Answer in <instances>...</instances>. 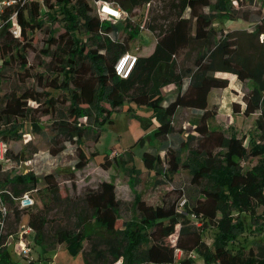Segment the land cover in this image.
<instances>
[{
	"label": "trees",
	"instance_id": "1",
	"mask_svg": "<svg viewBox=\"0 0 264 264\" xmlns=\"http://www.w3.org/2000/svg\"><path fill=\"white\" fill-rule=\"evenodd\" d=\"M95 1L43 0L45 7L42 8L39 0H33L30 4L12 8L18 9L22 39L14 38L5 28L0 34L2 50L11 57L16 54L24 64L27 63L25 51L31 46L29 42L24 43L27 33L42 30L45 17L51 15L56 18L61 13L66 21V31L58 36L51 34L46 40L45 53L52 55L53 62L58 65L57 75L48 83L50 90L41 93L28 90L20 95L12 94L5 101L1 114L5 119L26 118L31 108L28 101L32 99L39 102L42 96H47L48 108L45 111L52 114V108L59 99L57 93L68 90V99L71 100L69 112L73 121L62 124H65L64 131L77 143L78 160L75 168L83 169L90 156L82 147L88 127L80 121L81 117H90L95 108L97 114L94 120L101 127L112 120L114 110L120 109L128 101L147 104L154 109L157 124L146 120L145 127L151 128V138L158 140L159 145L151 144L150 149L145 150L144 165L148 170L156 169L162 164V151H165L169 154L170 163L167 174L172 177L179 171V155L185 147L182 134L175 133L174 118L180 109L189 108L200 116L195 123V130L200 134L197 151L204 155V161L196 163L192 168L191 182L198 189L196 193L187 194L181 209L178 203L154 206L139 197L135 207L139 211L140 221H124L122 228L117 227L121 216L115 183L103 181L98 189L88 191L85 197L87 205L93 210L95 221L111 237L108 251L112 258L105 260L102 254H94L92 249L85 253V264H110L120 258L124 260L122 264H173L176 248L186 253H197L204 264H264L262 246L258 252L250 249L247 255L241 248L233 252L229 247L230 242L239 236L236 227L244 231L247 214L253 217L255 204H264V164L260 163L252 171L246 172H243L241 165V160L248 153H264V60L254 65L245 57H240V39L231 31L215 39L219 30L213 25L214 15L203 11V8L211 6V0H170L171 9L178 10L175 16L170 20L164 15L153 16L144 26L156 36L153 52L138 55L129 74L121 76L117 74L115 65L121 55L130 49L129 40L134 38L138 30L132 28L133 31L128 32L129 39H122L119 35L120 25L117 21L105 22L107 17H100ZM102 1L115 2L131 15L133 10L152 0ZM57 5L61 11L56 9ZM55 13L58 15L53 16ZM160 18L168 21L159 22ZM130 20L127 17L118 21L126 22V27H129ZM81 29L86 31V39L79 36L82 34ZM261 33H264V22L256 26L257 36ZM194 43L200 44L203 52L196 56L195 70H192L181 64L180 57L184 50H191ZM53 45L56 47L51 50ZM189 53L185 52L187 56ZM218 71L231 72L241 81L251 79L255 83L254 88L244 95L246 106L243 113L250 116L260 111L257 125L263 144L255 146L251 151L244 143L245 139L236 134L227 135L223 130L209 125L210 119L216 115V111L209 107L211 90L229 86L228 78L215 75ZM61 74L64 75L63 79H60ZM170 85H175L177 90L173 98L167 100L165 88ZM234 111H241L239 103H234ZM17 133L14 139L18 138ZM0 135L6 136L7 133L0 131ZM144 137L140 139L144 140ZM61 149L51 151L58 154ZM216 149L221 150L216 153ZM40 176L41 181L33 173L15 175L9 179L12 185L10 189L16 196L34 188L38 183L54 191L59 189L53 171ZM10 204L14 218L19 222L21 213L28 210L19 209L13 200H10ZM193 215L202 220L198 222L199 226L194 223ZM234 216H239V223H233ZM47 223L48 219L42 212L29 216L28 226L35 231V241L39 244L42 243ZM179 224L181 227L177 239L167 244L165 239L176 232ZM210 226L218 229L212 245L203 239L199 229ZM260 229L263 230L264 225ZM8 234L0 236V243L5 242ZM90 236L84 223L83 228L76 232L58 231L57 240L66 243L73 253H77L83 249V241ZM194 259L187 256L179 264H193ZM0 264H13L8 249H0Z\"/></svg>",
	"mask_w": 264,
	"mask_h": 264
},
{
	"label": "rangeland",
	"instance_id": "2",
	"mask_svg": "<svg viewBox=\"0 0 264 264\" xmlns=\"http://www.w3.org/2000/svg\"><path fill=\"white\" fill-rule=\"evenodd\" d=\"M56 9L61 11L59 5ZM177 11L171 9L170 0H152L149 4L133 10L129 27H126V22L115 19L114 21L110 17L104 21L112 23L117 21L122 39L128 38L129 31L137 29L134 38L129 40V51L140 56L151 52L156 36L148 28L139 25L143 24L145 19L149 21L151 17L158 15L167 16L170 20ZM203 11L214 15L213 25L219 30L216 40L231 31L240 39V57H245L254 65L261 59L264 60V33L258 36L256 34V26L264 22V0H211V6L203 8ZM55 15L58 14L55 13L53 16ZM164 21L168 20L159 19V22ZM65 25L63 15L59 13L56 18H52L51 15L45 17L42 30L28 31L24 43L29 42L31 46L25 51L26 64L22 63V59L16 54L11 57L9 53H4L0 40V131L7 133L6 136L0 135V149L6 151L5 158L0 159V182L12 188L9 181L15 175L33 173L41 181V174L53 171L59 185L57 191L45 187L43 183H38L34 188L29 189L36 201L35 206L22 212L19 222L12 213L6 227V233H18L20 224L28 225L29 216L36 212H42L48 219L41 244L35 241V231H31V234L26 236L32 243L33 264H85V253L92 249L95 251L94 254H102L105 260H110L112 257L108 251L110 248L108 241L111 237L95 221L94 212L85 200L86 193L98 189L103 181L114 182L121 216L117 227L122 228L124 221L130 223L140 221L139 211L135 207L136 199L139 197L154 206L178 203L181 209L187 194L196 193L198 189L191 182L192 168L196 163L204 161V155L197 151L200 134L195 130V123L200 116L189 108L180 109L174 118L175 133L182 134L185 147L179 155V171L172 177L167 174L170 163L169 154L165 151H162L164 160L156 169L148 170L144 165L145 150L150 149L151 144L159 145L158 140L151 138V128L145 127L146 120L157 124V119L154 120V109L147 104H137L130 100L120 109L114 110L112 120L101 127L94 120L97 114L95 108L90 117L86 115L81 117L80 121L88 127L82 147L90 156L88 164L83 169L75 168L78 160L77 143L64 131L65 124H62L73 121L69 112L71 100L68 99L70 97L68 90L57 93L59 99L52 108V114L45 111L48 108L47 96H42L39 102L32 99L28 101V106L31 107L28 117L5 119L1 110L10 95H20L28 90L40 93L50 90L48 83L57 75L58 65L53 62L52 55L45 53L46 40L51 34L58 36L64 33ZM81 30L82 34L79 36L86 39L88 37L86 31ZM200 46L194 43L191 50H184L180 57L181 64L195 70L196 56L203 52ZM55 47L53 45L51 50ZM186 51L190 52L188 56L185 54ZM215 75L228 77L229 86L211 90L209 107L216 111V115L210 119L209 125L223 130L227 135L236 134L245 139L244 143L249 151L257 145H262L261 131L257 125L260 111L250 116L243 113L246 106L244 95L254 88V81L251 79L241 81L231 72L218 71ZM63 78L64 75L61 74L60 79ZM176 90L175 85L166 87V99L173 98ZM235 102L239 103L241 111H234ZM18 131L20 133H17ZM15 133L18 137L16 139L13 138ZM141 136H145L144 140L140 139ZM59 148L62 149L58 154H53L51 151ZM220 150L216 149L215 152ZM114 151L118 153L114 155ZM260 163L264 164V153L260 155L248 153L241 160L243 172L252 171ZM192 217L194 223L199 226L198 222L202 220L195 218L194 215ZM84 223L91 236L83 241L81 251L73 253L66 243L58 242V231L76 232L83 228ZM233 223H239V216H234ZM245 224L244 231H241L239 226L236 227L235 231L239 236L230 242L229 247L233 252L241 248L247 255L250 249L258 252L261 246L264 247V229H260L261 225H264V204H255L253 217L247 214ZM180 227V224L177 225L176 232L165 239L167 244L175 242ZM199 229L203 239L212 245L218 229L215 226L199 227ZM14 247L15 241L9 247L13 264H30L28 259L15 253ZM195 254L193 264H204L203 259ZM184 259L185 257L177 260L175 264H179ZM123 261V258H120L110 264H122Z\"/></svg>",
	"mask_w": 264,
	"mask_h": 264
},
{
	"label": "built area",
	"instance_id": "3",
	"mask_svg": "<svg viewBox=\"0 0 264 264\" xmlns=\"http://www.w3.org/2000/svg\"><path fill=\"white\" fill-rule=\"evenodd\" d=\"M33 0H0V34L3 32L5 28H8L9 32L12 34L14 38H21V25L18 18V9H12L17 5H26L30 4ZM42 8L45 7L43 0H39ZM97 6V11L102 19L104 18H112L113 20H125L127 17L132 18L130 13L125 11L120 5L115 2H107L102 0L95 1ZM149 4V3H148ZM12 9V10H11ZM9 10V11H8ZM114 20V21H115ZM132 20V19H131ZM146 19L144 23L140 26L144 28ZM137 54L131 51H126L121 55L118 62L115 65V69L117 74L121 76H127L133 67V64L137 58ZM5 149H0V159L3 160L5 158ZM118 153L114 151V155ZM10 200H13L14 203L21 210H29L32 209L36 201L32 196L31 192L26 191L21 195L16 196L13 191L0 182V236L6 233V227L9 222V219L13 213V207L10 204ZM31 231L34 230L26 225L21 223L18 233H10L7 235L5 242L0 243V249H9L10 245L15 241L14 251L17 255L25 257L29 261H32L31 253L33 252L32 243L26 237L31 234ZM17 236V237H16ZM11 258L12 253L10 252ZM192 257L195 258L196 254L194 252L186 253L181 248L175 249V262L184 257ZM11 263L12 259H11ZM175 264V263H174Z\"/></svg>",
	"mask_w": 264,
	"mask_h": 264
},
{
	"label": "crops",
	"instance_id": "4",
	"mask_svg": "<svg viewBox=\"0 0 264 264\" xmlns=\"http://www.w3.org/2000/svg\"><path fill=\"white\" fill-rule=\"evenodd\" d=\"M155 45H156V42H155V44H154V47L152 48V50H151V52H153V50H154V48H155ZM150 52V53H151ZM150 53H148V54H150ZM148 54H146V55H148ZM226 78H228V77H226ZM169 88H170V86H169ZM154 120L156 121V119L154 118ZM154 123V122H153ZM155 124V123H154Z\"/></svg>",
	"mask_w": 264,
	"mask_h": 264
}]
</instances>
